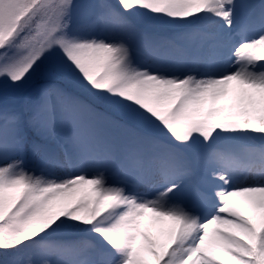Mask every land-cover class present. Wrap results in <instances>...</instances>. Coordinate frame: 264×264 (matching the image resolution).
I'll list each match as a JSON object with an SVG mask.
<instances>
[{
	"label": "snow or ice",
	"instance_id": "6c2138e0",
	"mask_svg": "<svg viewBox=\"0 0 264 264\" xmlns=\"http://www.w3.org/2000/svg\"><path fill=\"white\" fill-rule=\"evenodd\" d=\"M0 264H264V0H0Z\"/></svg>",
	"mask_w": 264,
	"mask_h": 264
},
{
	"label": "rangeland",
	"instance_id": "374dc122",
	"mask_svg": "<svg viewBox=\"0 0 264 264\" xmlns=\"http://www.w3.org/2000/svg\"><path fill=\"white\" fill-rule=\"evenodd\" d=\"M21 96H22L23 100L26 99L27 102L29 101L28 99L30 97H29V95L27 93H21L18 97H21ZM116 118H118V117H116ZM110 131L112 132V134L114 136H122V135H125L126 134L124 132V130H122V129H111Z\"/></svg>",
	"mask_w": 264,
	"mask_h": 264
},
{
	"label": "trees",
	"instance_id": "16d2710c",
	"mask_svg": "<svg viewBox=\"0 0 264 264\" xmlns=\"http://www.w3.org/2000/svg\"><path fill=\"white\" fill-rule=\"evenodd\" d=\"M29 100V99H28ZM27 101V100H26Z\"/></svg>",
	"mask_w": 264,
	"mask_h": 264
}]
</instances>
